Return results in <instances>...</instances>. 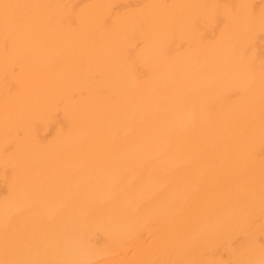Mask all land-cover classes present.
<instances>
[{
	"label": "bare ground",
	"instance_id": "6f19581e",
	"mask_svg": "<svg viewBox=\"0 0 264 264\" xmlns=\"http://www.w3.org/2000/svg\"><path fill=\"white\" fill-rule=\"evenodd\" d=\"M0 264H264V0H0Z\"/></svg>",
	"mask_w": 264,
	"mask_h": 264
}]
</instances>
